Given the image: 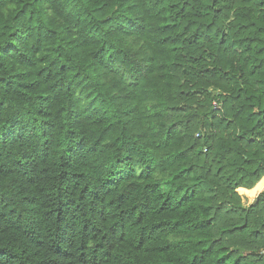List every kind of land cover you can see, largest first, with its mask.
Wrapping results in <instances>:
<instances>
[{"label":"trees","instance_id":"1","mask_svg":"<svg viewBox=\"0 0 264 264\" xmlns=\"http://www.w3.org/2000/svg\"><path fill=\"white\" fill-rule=\"evenodd\" d=\"M264 0H0V264H264Z\"/></svg>","mask_w":264,"mask_h":264},{"label":"rangeland","instance_id":"2","mask_svg":"<svg viewBox=\"0 0 264 264\" xmlns=\"http://www.w3.org/2000/svg\"><path fill=\"white\" fill-rule=\"evenodd\" d=\"M264 192V176H262L258 182L251 188L238 187L237 193L241 198V205L248 207L254 203L261 193ZM264 252V250H263Z\"/></svg>","mask_w":264,"mask_h":264}]
</instances>
